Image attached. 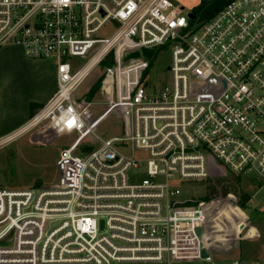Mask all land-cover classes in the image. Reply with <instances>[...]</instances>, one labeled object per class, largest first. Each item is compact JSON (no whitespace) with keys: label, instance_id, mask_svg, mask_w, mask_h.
Instances as JSON below:
<instances>
[{"label":"built area","instance_id":"obj_1","mask_svg":"<svg viewBox=\"0 0 264 264\" xmlns=\"http://www.w3.org/2000/svg\"><path fill=\"white\" fill-rule=\"evenodd\" d=\"M4 48L53 64L56 90L0 146L43 123L74 139L57 186L0 189V264H264V249L251 261L213 256L210 207L181 191L223 171L264 194V0L203 20L172 0H0ZM140 50L169 52L167 86L147 83L146 64L122 68ZM94 70L111 93L92 119L96 105L75 92ZM113 112L120 136L81 151Z\"/></svg>","mask_w":264,"mask_h":264},{"label":"rangeland","instance_id":"obj_2","mask_svg":"<svg viewBox=\"0 0 264 264\" xmlns=\"http://www.w3.org/2000/svg\"><path fill=\"white\" fill-rule=\"evenodd\" d=\"M204 18L205 16L201 19ZM100 35L101 38H108L110 31L105 30ZM2 50L0 51V90H9L14 98L20 100L21 104L24 101L23 105H25L26 98L37 99L42 94V90L49 89V73L43 67L39 69L33 65L34 61L16 55V49L4 48ZM169 59V52L140 50L126 56L122 68L136 66L138 63L146 64L144 72L147 71V83L160 88L167 86L170 82V75L166 70ZM116 60L117 56L114 53L113 61L116 62ZM100 77V70H94L75 92V98L90 96L89 101L96 105L91 110L92 119L106 112L105 103L111 93L110 90H104L106 84L103 85L102 82L93 96L89 94ZM110 82L108 80L107 83ZM118 92L121 93L122 90H114L113 95L116 96ZM0 108H4L2 102H0ZM9 114V112L6 113L5 108L0 113V120L8 117ZM27 119L30 120L29 117ZM121 128L122 121L119 112L105 116L93 131L95 136L87 138L85 144L81 146V151L90 152L98 146L99 139L120 136ZM73 139V135L61 133L53 124L43 123L0 146V189L19 190L57 186L61 180V172L55 162L61 149L68 146ZM139 155L135 153L136 157H140ZM233 179L220 171V177L205 184L185 186L181 188V191L183 196L191 195L196 198L208 196L212 187H217L220 192L221 188L230 191L226 197L209 194L211 202L208 205L212 214L207 218L206 227L211 224L214 227L220 226L217 232L219 231L221 236L215 237V240L225 243L223 247L220 243V246H217L218 249L214 245L210 246L209 252L223 261L238 257L243 261H251L255 260L264 249V194L257 190L248 178H242V181L238 180V182ZM242 194L248 195L251 199V202H248L244 208L237 205ZM208 238H212L210 233ZM225 251L229 252V256L222 254Z\"/></svg>","mask_w":264,"mask_h":264},{"label":"crops","instance_id":"obj_3","mask_svg":"<svg viewBox=\"0 0 264 264\" xmlns=\"http://www.w3.org/2000/svg\"><path fill=\"white\" fill-rule=\"evenodd\" d=\"M176 5H178L184 12H193L194 10L200 5L201 1L206 0H172ZM196 14V13H195ZM200 14V13H199ZM200 18H202L201 14ZM3 51V50H2ZM15 52L16 55H20L23 57L20 50L16 49ZM1 53V52H0ZM24 58V57H23ZM33 65L40 69V67H43L44 70H46L49 73V89L48 90H42V94L37 97V99H27L25 100V105H23V102L21 104L20 100H17L12 96L9 90H0V102L3 103L4 108H0V113L6 108V113L9 112L10 114L8 117H4V119L0 120V138L6 136L7 134L12 133V131H16L17 129L21 128L28 122V106L30 103H36L43 105L55 92L56 90V77H55V67L53 64L49 62H41V61H34ZM106 90H110V88L106 87ZM6 103V104H5ZM25 106V107H23ZM13 131V132H14ZM220 226L213 227V231L211 233L212 238H206V245L211 250L212 245L220 246V243L222 244L221 247L225 246V243H222L220 241L215 240V237L221 236V233L218 231ZM218 249V247H217ZM222 251V250H221ZM224 254L226 257L229 256V252L225 251ZM235 258V257H234ZM233 260V259H231Z\"/></svg>","mask_w":264,"mask_h":264},{"label":"trees","instance_id":"obj_4","mask_svg":"<svg viewBox=\"0 0 264 264\" xmlns=\"http://www.w3.org/2000/svg\"><path fill=\"white\" fill-rule=\"evenodd\" d=\"M232 0H206V1H201L200 5L194 10V13L196 14H201L202 17L205 16L204 19H209L210 17H212L214 14H216L218 11H220L224 6H226L229 2H231ZM112 64V60H111V56L110 58L103 63L104 65H109ZM101 84V79L96 82L95 86L90 90L89 94L91 96H93L99 89ZM87 100H90V96L86 98ZM43 105L41 104H36V103H30L28 106V117L29 119L33 118L35 113L40 110L42 108ZM233 180H235L236 182H238L239 179L234 178ZM215 184V182L213 183ZM238 184V183H237ZM214 186V185H213ZM230 193V191H228L227 189L221 188V192L220 190H217V187H212L210 188V195H219L220 197H226L228 194ZM206 196L203 201L209 203L211 202V197ZM235 194V193H233ZM236 195V194H235ZM250 198L248 195L246 194H242L239 197V202H238V206L240 208H244L245 205L249 202Z\"/></svg>","mask_w":264,"mask_h":264},{"label":"bare ground","instance_id":"obj_5","mask_svg":"<svg viewBox=\"0 0 264 264\" xmlns=\"http://www.w3.org/2000/svg\"><path fill=\"white\" fill-rule=\"evenodd\" d=\"M35 121H36V120H35ZM35 127H36V126H34V127H32V128H35ZM32 128H31V129H32ZM31 129H30V128L25 129V133H27V132H28L29 130H31ZM22 133H23V130H20L18 133H16V134L10 136V137L7 139V141H6V144L9 143V142H11V141H13V140H15L17 137L21 136Z\"/></svg>","mask_w":264,"mask_h":264},{"label":"water","instance_id":"obj_6","mask_svg":"<svg viewBox=\"0 0 264 264\" xmlns=\"http://www.w3.org/2000/svg\"><path fill=\"white\" fill-rule=\"evenodd\" d=\"M189 18H190V19H193V15H192V14H189ZM201 232H202L201 229H197V230H196V233H197L198 235H200ZM202 256L205 257L206 254L203 252V253H202Z\"/></svg>","mask_w":264,"mask_h":264}]
</instances>
